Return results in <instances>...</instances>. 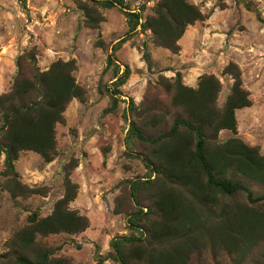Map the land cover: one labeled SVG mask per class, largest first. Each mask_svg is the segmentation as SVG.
Masks as SVG:
<instances>
[{
  "label": "rangeland",
  "instance_id": "374dc122",
  "mask_svg": "<svg viewBox=\"0 0 264 264\" xmlns=\"http://www.w3.org/2000/svg\"><path fill=\"white\" fill-rule=\"evenodd\" d=\"M123 1L125 9L100 8L104 21L99 29H91L78 6L91 4L90 0H0V95L13 90L19 75L32 79L58 61L75 62L72 75L84 90L83 99L74 98L63 114L64 122L56 125L53 161L23 151L14 162L19 182L45 195L13 198L6 189L5 154L0 155V256L9 252L8 242L30 225L34 213L39 218L52 214L65 194L69 175L78 186L69 209L86 216L90 226L80 234L39 236L37 243L71 264L100 260L120 264L109 257L114 254L111 242L141 237L129 225L138 209L129 182L157 179L144 159L154 160L159 146L131 136L132 123L157 138L167 134L176 119H185L186 114L172 105L178 82L198 89L204 77L214 76L221 84L216 100L221 110L234 82L225 70L229 63L235 64L252 105L236 110L237 133L223 130L206 138L215 145L237 138L264 156V0H188L207 18L186 28L178 54L157 46L150 30L139 26L129 32L123 12L139 13L144 24L160 0ZM124 38L122 46L113 50ZM126 68V83L118 87L116 76H124ZM233 181L246 185L254 198L264 196L263 184L240 175ZM156 189L151 182L142 185L144 212L153 206L149 198ZM221 203L240 204L264 216V202L251 203L242 192L224 197ZM148 237L146 233L142 238L146 242ZM0 264H7L6 260L0 259ZM188 264L236 263L226 250L207 246L196 250ZM241 264H264V237Z\"/></svg>",
  "mask_w": 264,
  "mask_h": 264
},
{
  "label": "trees",
  "instance_id": "16d2710c",
  "mask_svg": "<svg viewBox=\"0 0 264 264\" xmlns=\"http://www.w3.org/2000/svg\"><path fill=\"white\" fill-rule=\"evenodd\" d=\"M90 2H81L78 6L84 12L86 27L91 29H99L104 21L100 8L125 9L123 0ZM123 13L130 26L129 32L139 26L150 30L156 45L173 54L179 53L178 42L185 35L186 28L207 18L188 0H160L154 8V15L144 24H140L142 16L139 13ZM125 39L120 40L113 50L120 48ZM113 62L110 56L109 63ZM75 67L74 61H58L49 70L37 72L32 79L19 75L13 90L0 95V155L5 154L9 177L6 189L13 198L45 195L19 182L14 162L23 151L38 153L47 163L53 161L57 146L56 125L64 122L63 114L70 102L84 97V90L72 75ZM225 72L233 77L234 82L223 109L216 105L221 90L219 80L206 76L198 89L178 82L172 105L183 111L186 118L176 119L164 136L148 137L132 123L131 136L159 146L154 160L148 156L144 159L157 179L129 182L131 197L138 206L137 212L129 218V225L141 237L114 239L111 242L114 254L109 256L114 261L120 264H188L196 250L211 246L226 250L235 256L236 264H241L245 254L264 237L263 214L240 204L221 203L224 197L240 192L245 193L251 203L264 202V196L254 198L246 185L233 181L240 175L264 185V156L259 150L237 138L217 145L210 144L206 138L209 134L217 137L223 130L237 133L236 110L252 105L250 92L243 88L237 66L229 63ZM128 74L129 68L125 69L127 77L116 74L115 85H124ZM147 182L155 184L157 189L149 198L153 206L144 212L140 190ZM77 191L78 186L67 175L65 194L56 202L52 214L39 218L34 213L30 225L18 231L8 242L9 252L0 259L6 260L7 264H71L68 258H55L53 249L41 247L37 237L80 234L89 228L86 216L69 209ZM146 233L149 237L145 242L142 237ZM131 247L134 250H130Z\"/></svg>",
  "mask_w": 264,
  "mask_h": 264
}]
</instances>
